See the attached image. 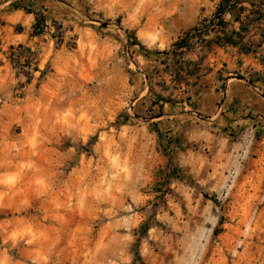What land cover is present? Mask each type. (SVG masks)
<instances>
[{
  "label": "rangeland",
  "instance_id": "rangeland-1",
  "mask_svg": "<svg viewBox=\"0 0 264 264\" xmlns=\"http://www.w3.org/2000/svg\"><path fill=\"white\" fill-rule=\"evenodd\" d=\"M63 1L50 51L11 46L0 68V264H264V123L235 140L222 186L192 187L213 220H173L138 105L158 74L145 58L218 0Z\"/></svg>",
  "mask_w": 264,
  "mask_h": 264
},
{
  "label": "crops",
  "instance_id": "crops-1",
  "mask_svg": "<svg viewBox=\"0 0 264 264\" xmlns=\"http://www.w3.org/2000/svg\"><path fill=\"white\" fill-rule=\"evenodd\" d=\"M218 5L224 7L222 23L202 46L191 43L145 58L146 70L158 69V74L149 78L138 105L148 113L144 120L163 149L173 220L179 208L188 222L197 210L209 215L211 205L206 207L192 187L213 184L216 178L222 186L230 176L235 140H246L255 123H264V0H218ZM65 6L63 0H0V68L11 66V46L46 55L52 44L50 24ZM214 11L195 17L189 28L208 21ZM41 15L44 31L39 33L35 27ZM225 37L235 43H215ZM154 80L161 84L152 87Z\"/></svg>",
  "mask_w": 264,
  "mask_h": 264
},
{
  "label": "built area",
  "instance_id": "built-area-1",
  "mask_svg": "<svg viewBox=\"0 0 264 264\" xmlns=\"http://www.w3.org/2000/svg\"><path fill=\"white\" fill-rule=\"evenodd\" d=\"M219 25V16L213 15L208 21L199 23L193 29L186 31L183 35L188 43L202 46L206 37Z\"/></svg>",
  "mask_w": 264,
  "mask_h": 264
},
{
  "label": "trees",
  "instance_id": "trees-1",
  "mask_svg": "<svg viewBox=\"0 0 264 264\" xmlns=\"http://www.w3.org/2000/svg\"><path fill=\"white\" fill-rule=\"evenodd\" d=\"M224 9V7L222 6V5H219L218 7H217V10H216V12H215V16H219V24H221L222 22H221V18H220V14H221V11ZM215 43L216 44H222V43H231V44H233V43H235V41L231 38V37H225V38H223L222 40H220V39H216L215 40ZM190 45H189V43H188V41H187V39L186 38H184V37H180L179 39H177V41L174 43V47L175 48H181V47H189ZM243 50H245V51H247L248 49H247V47H243Z\"/></svg>",
  "mask_w": 264,
  "mask_h": 264
}]
</instances>
